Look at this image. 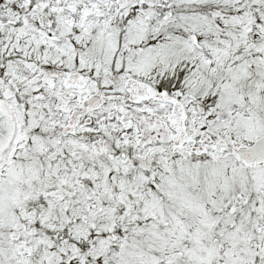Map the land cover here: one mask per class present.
<instances>
[{"label": "snow or ice", "instance_id": "snow-or-ice-1", "mask_svg": "<svg viewBox=\"0 0 264 264\" xmlns=\"http://www.w3.org/2000/svg\"><path fill=\"white\" fill-rule=\"evenodd\" d=\"M0 264H264V0H0Z\"/></svg>", "mask_w": 264, "mask_h": 264}]
</instances>
